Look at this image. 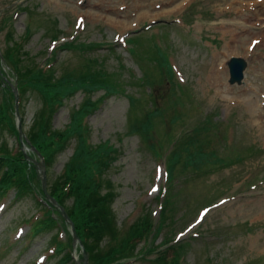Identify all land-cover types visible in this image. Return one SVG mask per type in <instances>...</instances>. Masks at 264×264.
Segmentation results:
<instances>
[{
	"label": "rangeland",
	"instance_id": "1",
	"mask_svg": "<svg viewBox=\"0 0 264 264\" xmlns=\"http://www.w3.org/2000/svg\"><path fill=\"white\" fill-rule=\"evenodd\" d=\"M17 4L29 5L32 12ZM3 17L17 36L26 25L31 27L22 48L29 57L25 68L55 55L48 63L57 66V73L78 72L86 57L92 59L87 64L92 70L119 69L128 93L138 101L146 96L145 88L153 87L156 105L164 102L162 109L185 113L184 125L212 113L207 118L212 121L211 152L198 168L180 169L182 175L174 176L167 224L149 245L148 236L138 243L131 264H153L168 243L185 238L190 246L184 262L180 258L183 264H264V0H0V25ZM234 22L237 32L232 30ZM6 30L0 27V48ZM258 35H263L261 40ZM71 41L77 47L67 44ZM81 41L112 45L92 53L79 50ZM232 58L243 65L241 79L230 74ZM172 67L175 77L170 81L167 69ZM7 68L1 65L3 73L10 72ZM100 92L89 97L98 99ZM82 96L77 92L55 112V127L68 122ZM181 99L190 103L181 106ZM39 106L35 94L24 100L26 127ZM141 108L128 109L126 95L117 94L97 100L87 116L91 139L109 140L118 149L106 174L118 192L113 207L122 230L146 209L154 221L159 219L157 197L167 184L165 163L184 127H169L164 139L162 122L157 124L162 151L156 155L138 134L126 133L127 122L139 116ZM170 118L164 113L168 124ZM5 137L13 145L14 136ZM72 148L70 144L57 157L54 173ZM180 153L182 159L187 156L186 151ZM13 194L11 189L0 197V264H57L63 252L49 256L47 235L27 234L25 219L41 210L29 199L13 204ZM208 204L211 208L201 223L186 228ZM171 230V241L165 242ZM79 251L74 249L71 261L66 258L64 263L75 264Z\"/></svg>",
	"mask_w": 264,
	"mask_h": 264
},
{
	"label": "trees",
	"instance_id": "2",
	"mask_svg": "<svg viewBox=\"0 0 264 264\" xmlns=\"http://www.w3.org/2000/svg\"><path fill=\"white\" fill-rule=\"evenodd\" d=\"M25 9L28 14L32 12L28 7ZM6 25L9 27L5 35L3 61L17 79L19 112L22 120L25 97L33 93L40 101L39 109L34 113L30 128L25 133L35 148L31 154L41 155L43 158L47 169L49 194L64 207L74 223L76 233L87 252L88 264H130V259L138 254V243L144 241L146 236L156 237L162 231L168 217L167 208H170L169 193L163 195L161 217L154 227L150 214L146 212L122 230L117 223L113 207L118 192L106 174L116 157L113 153L118 149L108 141L91 142L89 125L86 122L87 113L97 102L91 100L89 94L99 90H103L101 94L103 97L126 93L124 86L127 81L120 79L121 73L114 67L110 71L104 67L92 70L87 67L88 60L92 59L86 57L84 69L78 72L64 70L62 73H57L55 67L51 68L47 64L41 66L34 62L25 68L24 62L28 61L29 57L22 48L28 41L31 27L27 25L25 31L17 36L7 18L2 21V27ZM54 35H57L56 32ZM23 39L27 40L22 42ZM72 44L68 43L71 47H77L76 44ZM85 44L82 42L79 50L93 53L99 47L108 49L111 47L110 43L102 42ZM53 58L54 55L49 59ZM167 70L168 78L172 77L171 68ZM4 75L0 65V131L12 133L17 144L15 150H12L6 141H0V196L14 189L15 202L21 200V197H33L34 202L43 210V214L29 218L28 237L51 232L49 244L52 245L53 250L49 256H57L63 252L57 264H65L66 258L70 261L72 259L73 237L60 211L43 203L44 194L34 165L24 157L19 148L14 119V95L11 87L4 82ZM77 91L84 94L80 106L71 111L69 121L63 128H55L52 125L53 113L63 104L64 99L73 96ZM134 100L132 99V102ZM143 102L144 108L150 104L147 98H144ZM157 113H161V110L147 108L129 130V132H137L155 154L162 151L159 149L161 143L158 140L157 124L162 121L165 131L162 135L165 139L169 127L175 128L173 124L180 118L179 114L172 115L173 120L170 118L168 124L163 118H158ZM71 142H73L71 155L61 171L54 175L50 169L52 164L58 154L64 152ZM211 148L209 122L206 118L198 119L190 126V130L181 133L174 142L168 157L169 180H172L180 169L198 168L203 164L207 153L211 152ZM181 151L187 152V156L183 159ZM59 229L64 231L65 238L60 237ZM149 244L150 240L147 242V245ZM184 246L182 242L167 245L163 252L159 251L152 259L153 264H181L180 256L183 255ZM76 248H80L78 244Z\"/></svg>",
	"mask_w": 264,
	"mask_h": 264
},
{
	"label": "water",
	"instance_id": "3",
	"mask_svg": "<svg viewBox=\"0 0 264 264\" xmlns=\"http://www.w3.org/2000/svg\"><path fill=\"white\" fill-rule=\"evenodd\" d=\"M230 72L233 78L235 79H240L243 77V65L240 60L237 58H232L230 61ZM14 93H15V101H16V108H17V90H16V85H13ZM53 203L56 205V202L53 200ZM63 211V208H61ZM63 215L65 218L68 219L66 213L63 211ZM72 225V223H70ZM72 230L74 231L73 225H72ZM75 239H77L76 234L74 233ZM81 261L83 264H87V254L86 251L83 252V256L81 258ZM81 261H77V264H80Z\"/></svg>",
	"mask_w": 264,
	"mask_h": 264
},
{
	"label": "bare ground",
	"instance_id": "4",
	"mask_svg": "<svg viewBox=\"0 0 264 264\" xmlns=\"http://www.w3.org/2000/svg\"><path fill=\"white\" fill-rule=\"evenodd\" d=\"M257 1V0H256ZM137 6H139V5H137ZM159 12H161V11H158L157 13H159ZM239 13H238V15L239 14H241V12L240 11H238ZM233 28H232V30L234 31L235 29H236V32H237V30H238V24L236 23V22H234L233 24ZM235 32V33H236ZM258 37H259V39L261 40L262 39V37H263V35H258ZM259 39H252V42L251 43H256L257 41H259ZM222 67H219L218 69H221Z\"/></svg>",
	"mask_w": 264,
	"mask_h": 264
}]
</instances>
